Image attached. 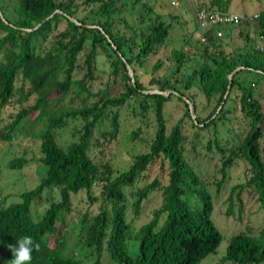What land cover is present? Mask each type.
<instances>
[{
  "label": "trees",
  "instance_id": "1",
  "mask_svg": "<svg viewBox=\"0 0 264 264\" xmlns=\"http://www.w3.org/2000/svg\"><path fill=\"white\" fill-rule=\"evenodd\" d=\"M74 2L17 0L14 8L16 19L9 22L4 17L5 23L0 19V29L4 31L0 37V108L7 105L15 94L18 77L28 84L26 90H23V86L16 89L20 95L19 101L35 96L32 105L18 111L13 120L0 130V138L9 141L17 132L39 140V161L43 170L38 183L23 191L18 202L0 206V259L7 264L13 259L8 245H15L18 238L30 236L34 241L30 264H83L86 258H91L90 264H101L104 253L112 264H199L215 253L223 236L211 217L214 209L212 196L184 159L181 122L177 121L167 132L163 104L168 98L174 97L185 107L183 116L190 120L192 127L205 129L215 125L222 116V111L216 113V110L226 101L222 98L227 75L236 67H243L232 76L229 92L233 89L239 92V110L248 119L249 130L237 146L236 153L225 152L215 145L218 153L225 154L219 168L222 178L218 186L223 181L224 170L239 154L247 164L248 178L245 184L230 189L225 214H233L232 199L239 204V195L244 188L253 191L259 208L264 210V164L259 146L262 138L259 126L261 113L250 88L236 79V75L244 71L264 81V50H260L259 44H256L255 48L236 50L230 54L215 48L211 54L204 51L207 55L203 57L202 64L185 78L183 88L187 90L195 82L196 89L205 100L216 97V105L204 120L196 119L195 124L181 99L185 95L183 91L168 86L178 96L172 92L168 98L145 94L143 91L154 89L145 88L135 77L132 83L125 69L124 62L133 71L134 64L139 65L154 55L156 48L164 45L170 24L145 4L136 14L137 22L130 25L124 17L117 18L120 9L115 7V0H82V4L96 3L101 14V19L87 24L76 19ZM228 4L229 0L209 1V7L220 11H226ZM69 19L76 20L79 25ZM59 21L64 22V28L56 31L49 45L43 48L46 33L57 29ZM138 23L144 25L137 28ZM244 23L254 24L256 40L261 36L264 41V11H260L255 20L241 22L229 27L228 31L241 28ZM127 29L134 31L135 38L116 33L117 30ZM203 36L206 46H212L218 40L211 31ZM86 43L89 44V50L83 54ZM99 46L109 60L110 74L116 76L121 73L125 79L124 91L117 96L111 97L106 89L98 95H92L87 89ZM80 54H83L80 62L84 73L81 79L74 80L72 72L80 66L77 64ZM169 56L175 62V70L186 59L181 49L170 50ZM156 68L157 65L153 70ZM165 82L149 81L151 85L156 84L160 91L165 89L161 85ZM73 91L80 98L81 106L77 109L60 107L59 104ZM54 93L56 97L51 96ZM132 96L140 97L138 105L143 112L152 110L154 133L147 150L132 155L127 167L115 172L107 162L98 160L91 152L92 147L101 146V142L94 138V130L107 118L109 128L102 132L101 137L108 143L114 141L118 131L117 115L111 113L107 117V112L123 106ZM90 98L95 99L89 102ZM186 99L193 103L191 97L186 96ZM34 113L36 115L27 126L21 125ZM215 113V118H211ZM68 118H79L83 125L77 140L62 148L55 141V131ZM35 127L37 130H33ZM136 133H131V139L136 137ZM156 159L165 162V182L162 184L154 178L139 185L128 206L125 188L143 181L148 166ZM24 163L16 159L9 164V168L19 169ZM92 185L100 188L97 212L92 216L85 212L77 224L66 225L65 218L72 212L70 195L84 190L88 199L94 201L96 199L89 195ZM52 188L58 189V201L49 202L42 216L33 221L31 203L44 190ZM156 190L161 191L160 206L151 212L147 222L134 228L143 201ZM127 207L131 211L130 217L126 212ZM50 236L54 237L52 243L48 241ZM70 236H73L71 247L66 243ZM35 244L39 245L38 249ZM219 264H264V220L255 235L246 230L229 236Z\"/></svg>",
  "mask_w": 264,
  "mask_h": 264
},
{
  "label": "rangeland",
  "instance_id": "2",
  "mask_svg": "<svg viewBox=\"0 0 264 264\" xmlns=\"http://www.w3.org/2000/svg\"><path fill=\"white\" fill-rule=\"evenodd\" d=\"M64 2L66 0H58ZM115 7L120 9L116 14L117 18L124 17L126 22L133 25L137 22L136 14L141 10L142 4L151 7L158 12V6L162 9L174 12L179 10L184 4V0H115ZM82 0H75L76 6V19L83 20L85 23L90 24L101 19V14L98 11L96 3L82 4ZM170 2H178L179 7H173ZM17 5V0H0V14L5 17L9 22L16 19L14 11ZM131 7L133 9L131 10ZM228 12L235 14H252L253 11H260L264 9V0H229L227 6ZM170 24L168 31L169 35L165 40L164 45L156 48L154 55L148 59L143 60L139 65H133L132 78L134 77L141 82L145 88L158 90V86L151 85L150 80L160 81L166 80L161 84L165 89L162 92H172L168 89L171 86L179 89L185 93L184 97L193 99L195 111L193 113L194 119L204 120L213 107L216 105V97L210 100L205 98L196 89L195 82L185 90V78L197 69L203 62V57L207 54L214 52L213 48L220 49L224 54H230L236 50H248L255 48L258 45L256 40V30L254 24H243L242 28H232L233 35L228 32L223 35L221 39L216 40L213 45L206 46L205 39L202 40V32L195 29L189 10L186 9L183 17L175 19L174 17H166L163 19ZM138 27H142L143 23H138ZM64 28V22L59 21L57 29H53L50 33H46L45 41L42 43L43 48L49 45L52 35L56 31ZM229 28H224L223 32H227ZM186 32L190 33L188 35ZM118 34H123L125 37H134L132 29L117 30ZM231 34L230 38L227 36ZM4 35V31L0 29V37ZM228 37V38H227ZM181 49L184 52L186 59L182 65L175 70V62L170 59V50ZM89 50V44L83 49V54ZM206 50V52H204ZM107 51V49L105 50ZM109 52V51H107ZM101 50L100 46L96 49V55L93 61L92 77L87 83V89L92 95H98L103 90H107L108 94L113 97L124 91L125 79L119 73L116 76L110 74L109 60ZM135 48H133V54ZM83 54L79 55V64L82 65L80 60ZM112 57V56H111ZM113 58V57H112ZM157 68L153 70V67ZM77 67L72 72V78L79 80L84 73L83 67ZM242 70V69H240ZM239 70V71H240ZM238 72V71H237ZM236 73V72H235ZM234 73V74H235ZM233 74V75H234ZM236 79L242 82L244 86L250 88L252 97L257 100L261 113V122L259 126L262 130V138L259 142L260 154L264 164V81L257 76L241 72L236 75ZM20 86L23 90L27 89L28 84L23 83L18 77L15 81V94L11 97L7 105L0 108V130L7 126L22 108H26L33 104L34 95L30 96L27 100L20 102V95L16 92ZM160 91V90H158ZM229 92V91H228ZM76 92H70L68 96L62 101L59 106L62 108L77 109L81 106L80 98L75 96ZM230 97L219 105L216 113L222 111V116L217 120L215 125H210L205 129L192 127L190 120L184 117L185 107L176 98L170 97L163 104V116L165 119L166 131L169 132L170 128L177 122H181L182 134V152L186 162L193 168L205 189L210 193L213 199V213L211 215L213 223L222 234L223 238L219 243L215 253L208 255L199 264H219V259L223 255L228 243V237L238 233L249 230L253 235L257 234L264 220V210L259 208L256 201V196L249 188L244 190L239 195V204L235 199H232V215L227 216L226 206L227 197L230 194V189L235 185L245 184L248 173L247 164L242 156H238L232 160L231 165L224 170L223 181L218 186L222 176L219 170L222 159L225 158L217 152L215 145L222 148L225 152H237V146L249 130L248 119L241 114L239 110V92L235 89L229 92ZM56 97L57 94H52ZM140 97H129L126 103L119 107L113 108L107 112V117L111 113H116L118 120V131L115 140L108 143L101 137L103 131L109 128V121L104 118L101 123L94 130V138L101 142L100 147H92L91 152L97 157L98 160L107 162L112 170L115 172L122 171L127 167L130 162L131 156L134 154L142 153L147 150L148 143L151 141L154 133V117L151 109L142 111L138 105ZM95 98H90L88 101L92 102ZM216 113L211 117L215 118ZM36 113L28 117L27 121H23L21 125L27 126L33 119ZM193 121V120H192ZM83 122L79 118H68L65 124L55 131L56 143L64 148L68 143L77 140ZM38 126L37 128H39ZM35 127L33 130H37ZM137 132L136 137L131 139V133ZM39 144L40 141L36 138L23 135L21 133H14L9 141L0 138V206L8 205L10 203L18 202L19 195L28 189L33 188L39 181L43 174L41 164L39 161ZM21 159L24 165L19 169L9 168V164L13 160ZM166 176L165 162L156 159L151 165L148 166L146 177L139 183H134L133 186L125 188L126 201L128 206L132 201V194L141 184L148 183L154 178L160 180L163 184ZM99 186L92 185L89 195L96 200L90 201L88 194L82 190L74 195H70L71 214L65 218L66 225H74L86 212L90 216L97 212L99 201ZM58 189H46L41 196L33 201L30 205L31 218L33 221L38 220L44 210L47 208L49 202L58 201ZM161 191L156 190L152 192L144 201L139 211L137 219L134 221V228H138L141 224L147 222L151 218V212L158 208L161 204ZM240 207V212L238 208ZM127 215L131 216V211L127 207ZM61 229V228H60ZM135 230V229H134ZM73 236L66 239L68 246L71 247L73 243ZM54 237H48V241L52 243ZM91 258H86L83 264H90ZM0 264H4L3 259H0ZM101 264H112L107 255L104 253L101 257Z\"/></svg>",
  "mask_w": 264,
  "mask_h": 264
},
{
  "label": "built area",
  "instance_id": "3",
  "mask_svg": "<svg viewBox=\"0 0 264 264\" xmlns=\"http://www.w3.org/2000/svg\"><path fill=\"white\" fill-rule=\"evenodd\" d=\"M210 0H201V3L193 7L196 26L203 31L214 33L217 39L223 37V29L236 26L241 22H251L258 17V13L239 15L228 11H220L209 7ZM202 36V40H204ZM259 49L264 50L263 37H258Z\"/></svg>",
  "mask_w": 264,
  "mask_h": 264
},
{
  "label": "clouds",
  "instance_id": "4",
  "mask_svg": "<svg viewBox=\"0 0 264 264\" xmlns=\"http://www.w3.org/2000/svg\"><path fill=\"white\" fill-rule=\"evenodd\" d=\"M12 252L13 259L8 261L7 264H30L32 259V252L34 247V241L30 236H24L16 240L15 245H8ZM38 249L39 245L35 244Z\"/></svg>",
  "mask_w": 264,
  "mask_h": 264
},
{
  "label": "water",
  "instance_id": "5",
  "mask_svg": "<svg viewBox=\"0 0 264 264\" xmlns=\"http://www.w3.org/2000/svg\"><path fill=\"white\" fill-rule=\"evenodd\" d=\"M55 12H58V11H55ZM54 12V13H55ZM53 14H51L49 17H51ZM0 19L1 21H4V18L3 16L0 14ZM71 22H73L74 24L76 25H79V23L74 20V19H69ZM41 24V23H40ZM40 24L36 25L33 29L37 28ZM85 27H89V28H94L95 26H91V25H84ZM27 31H30V30H27ZM108 40V39H107ZM120 57V55H119ZM121 58V57H120ZM124 62V60H122ZM125 64V69L127 71V75L128 77L130 78V81L133 83V78H132V72H131V69L130 67L124 62ZM240 69H243V67H236L234 70H232L228 75H227V85H226V89H225V93L223 95V98L222 99H225L228 91H229V88H230V84H231V79H232V76L235 72L239 71ZM171 92V91H170ZM168 92H162V91H158V90H151V91H143V93L145 94H158V95H161V96H164V97H168L169 93ZM173 94H175L176 96H178L177 93H174L172 92ZM181 99L184 101V103L187 105V109H188V112H189V115H190V118L193 120V122L196 124V120L194 119V108H193V105L185 98V97H181Z\"/></svg>",
  "mask_w": 264,
  "mask_h": 264
},
{
  "label": "crops",
  "instance_id": "6",
  "mask_svg": "<svg viewBox=\"0 0 264 264\" xmlns=\"http://www.w3.org/2000/svg\"><path fill=\"white\" fill-rule=\"evenodd\" d=\"M184 4L183 6L179 7L178 5V2H170V5L173 6V7H179L180 9L177 10V11H174V12H170L168 10H165V9H162L161 7L158 6V13L162 16L163 19H166V17H174L175 19H179L180 17H183V14L184 12H186V9L189 10L190 12V16L192 18V21H193V24L195 26V29H198V27L196 26V23H195V18H194V12H193V7L195 5H198L201 3V0H184ZM209 5V2L207 3ZM226 11H228V9L226 8ZM260 11H264V9L260 10ZM259 10L258 11H253V13L257 12L259 13L260 12ZM245 13H242L240 15H244ZM243 26H241L242 28ZM200 30V29H199ZM203 34V31L200 30V34ZM230 32L232 35H233V32L234 30H231V31H227V32H223V35H226V33ZM188 35H190V33L186 32ZM228 34L227 36L230 38L231 34ZM191 36V35H190ZM227 37V38H228Z\"/></svg>",
  "mask_w": 264,
  "mask_h": 264
}]
</instances>
